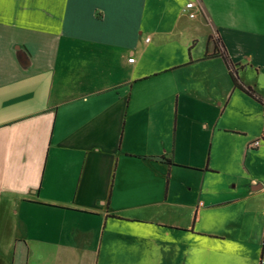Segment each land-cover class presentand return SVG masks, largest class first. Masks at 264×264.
Segmentation results:
<instances>
[{
	"label": "crops",
	"instance_id": "1",
	"mask_svg": "<svg viewBox=\"0 0 264 264\" xmlns=\"http://www.w3.org/2000/svg\"><path fill=\"white\" fill-rule=\"evenodd\" d=\"M125 222L264 264V0H0V264H98Z\"/></svg>",
	"mask_w": 264,
	"mask_h": 264
},
{
	"label": "rangeland",
	"instance_id": "2",
	"mask_svg": "<svg viewBox=\"0 0 264 264\" xmlns=\"http://www.w3.org/2000/svg\"><path fill=\"white\" fill-rule=\"evenodd\" d=\"M176 173L179 174V179L175 177L174 181L179 186L185 181V170H178ZM221 216L225 220L238 222L245 219L248 227L249 215L243 205L229 209L228 212L221 213ZM183 220L185 225V214ZM235 231L233 226V239L229 244L219 243L218 248L205 252V246L194 236L171 232L165 238L154 240L151 237L162 232L156 227L126 222L110 224L105 231L98 264H251L248 262L251 246L245 242L239 247L234 241L237 235ZM185 240L189 242L185 244ZM244 257L247 260L245 262Z\"/></svg>",
	"mask_w": 264,
	"mask_h": 264
},
{
	"label": "trees",
	"instance_id": "3",
	"mask_svg": "<svg viewBox=\"0 0 264 264\" xmlns=\"http://www.w3.org/2000/svg\"><path fill=\"white\" fill-rule=\"evenodd\" d=\"M212 39L215 42V55H219L223 58L225 64L227 65L233 83L235 85V87H237L238 89L242 90L245 94H247L248 96H250L251 98H253L254 100H256L259 103H263L262 99L257 95V93L251 88L246 86L245 84L242 83V81L240 80V77L238 75V71L234 65V63L231 61L227 51L225 50V48H220L221 42L218 38H214L212 37ZM167 164H172L171 160L165 159Z\"/></svg>",
	"mask_w": 264,
	"mask_h": 264
},
{
	"label": "built area",
	"instance_id": "4",
	"mask_svg": "<svg viewBox=\"0 0 264 264\" xmlns=\"http://www.w3.org/2000/svg\"><path fill=\"white\" fill-rule=\"evenodd\" d=\"M193 6H194V4H193V3H190V4L187 5V9H188V10H191V9H193ZM190 17H191V18H194V17H195V13H191V14H190ZM130 62H134V59H131ZM257 145H259V141H256V142L254 143V146H257Z\"/></svg>",
	"mask_w": 264,
	"mask_h": 264
}]
</instances>
